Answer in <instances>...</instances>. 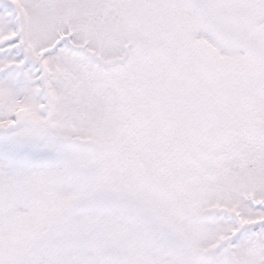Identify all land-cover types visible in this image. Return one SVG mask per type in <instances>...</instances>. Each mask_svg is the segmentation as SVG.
I'll return each mask as SVG.
<instances>
[{"label":"snow or ice","instance_id":"1","mask_svg":"<svg viewBox=\"0 0 264 264\" xmlns=\"http://www.w3.org/2000/svg\"><path fill=\"white\" fill-rule=\"evenodd\" d=\"M0 264H264V0H0Z\"/></svg>","mask_w":264,"mask_h":264}]
</instances>
